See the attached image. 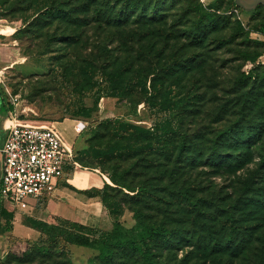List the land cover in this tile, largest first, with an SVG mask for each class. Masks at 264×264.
I'll use <instances>...</instances> for the list:
<instances>
[{
    "label": "rangeland",
    "instance_id": "rangeland-1",
    "mask_svg": "<svg viewBox=\"0 0 264 264\" xmlns=\"http://www.w3.org/2000/svg\"><path fill=\"white\" fill-rule=\"evenodd\" d=\"M18 1L0 0V43L4 46L0 50V91L11 106L10 115L26 124L46 126L66 116L75 117L70 112L77 99L78 67L84 60L90 61L96 56L98 52L90 50L95 49L97 38L107 41L109 30L97 27L88 17V25L83 28L87 47L81 52L79 47L62 43L56 25L31 33L26 26L37 13L33 8L25 10L27 3ZM60 1L67 6L73 3L79 6L81 2ZM150 4L151 12L160 8L168 10L165 21L152 28H130L146 37L136 47L144 49L147 41L155 43L156 52L147 55L141 52L143 57H139L134 69L153 70L158 91L147 102L139 91L128 97L100 98L90 118L76 115L86 126L73 146L77 164L89 165L106 176L131 168L119 182L132 187L140 184L146 192L139 189V195H134L135 192L125 189L106 188V200H114L113 211L108 213L102 206L99 211L91 210L96 212L95 216L79 219L104 230H110L116 220L129 228L135 222L134 212H140L146 221L163 223L186 235L195 233L194 242L188 246L171 248L153 244L151 249L157 264H264V213H255L243 203L264 184L259 168L264 155V4L250 10L243 9L235 0H150ZM193 4L216 16L215 29L208 27L207 36L199 46L191 45L180 34L183 24L189 28L197 22ZM79 16L87 22L84 13ZM166 40L169 45L166 52H161ZM244 53L258 54L256 62H248ZM116 55L122 61L128 56L126 52H113ZM95 59L97 64L102 62L99 56ZM164 68L169 70L161 85ZM250 68L255 78L242 83L240 73ZM151 76L146 83L149 91ZM166 89L169 91L164 95ZM166 97L171 102L179 101L174 111H169L171 102L163 103ZM84 103L91 106L93 100L86 97ZM169 114L177 130L170 136L168 151L161 153L156 145H144L150 140L145 134L136 133L133 139L128 135L117 138L105 123L119 120L152 131L159 117ZM62 125L66 126L65 137L72 140L73 121H64ZM254 126L262 129L261 136L246 151L245 140L240 139L242 130ZM228 128H233V133L224 139L219 137ZM93 134V148L88 150V138ZM182 139L189 148L178 155L175 146ZM129 142L132 148L119 147ZM109 148L113 150L98 153ZM213 154L228 156L222 167L215 164L220 159L212 161ZM77 164H70L66 172ZM184 192L195 201V206L188 204L182 196ZM50 195L33 200L23 211L8 208L11 219L0 221V264H90L87 261L91 258L94 264H142L136 255L125 251H117L111 263H103L94 258L93 250L72 245L56 246L55 253L49 257L37 256L28 250L29 244L39 242V235H23L14 226L32 216L29 212L42 211ZM226 210L245 219L239 222L248 228L241 254L237 257L204 255V244L195 240L206 238L204 243H212L210 236L220 239L222 236L216 230L220 225L215 227L214 221L205 222L209 228L203 230L205 227L195 224L193 219L203 222V212L216 216ZM41 214L46 216L47 211Z\"/></svg>",
    "mask_w": 264,
    "mask_h": 264
},
{
    "label": "trees",
    "instance_id": "trees-1",
    "mask_svg": "<svg viewBox=\"0 0 264 264\" xmlns=\"http://www.w3.org/2000/svg\"><path fill=\"white\" fill-rule=\"evenodd\" d=\"M18 3H27L25 10L33 8L34 13H37L26 26V28L32 30L31 33L35 31L40 33L44 29H49L53 25H56L55 29L60 30L58 37L62 43L65 46L71 45L74 48L79 47L81 52H83V48L87 47L88 39L83 35V31H85L83 28L88 25V17L92 18L97 27H104L109 30V34L106 36L107 41H100V38H97L96 45H94L95 49L90 50V52H98L96 56H99L102 62L97 64L96 56H94L90 61L84 60L83 65L81 64L78 67L79 71L77 73L80 79L75 86L77 89V99L74 104L75 107L70 112L72 116L79 118L76 115H82L86 119L90 118L102 97H128L134 94L135 91H139L145 95V101L147 102L154 96L155 91H158V87L155 85V78H153L155 76L153 70L152 72H146L144 68L141 70L140 68L137 70L134 69V64L136 62L138 63L139 57H143L141 52H145L146 55L156 52L154 51L155 43L147 41L144 49L143 47H136L142 38L146 37H142L135 28L132 29L130 26L152 28L156 24H162L165 21L166 11L168 10L163 11L160 8L158 11L151 12L150 0H81L80 4L78 3L79 6L77 4L74 6V3L67 6L60 0H19ZM192 10L197 15V22L189 28H186L185 24H183L180 34L191 45L199 46L207 36L208 27L211 26L213 30L215 29L216 16L210 12H205L199 4H193ZM79 13L86 15L87 22L84 19L80 20ZM112 30L115 31L113 32ZM167 37L169 40V36ZM168 40H166L165 48L161 52H166L169 45ZM81 42L83 44L79 46ZM114 43L115 46L113 47L112 45ZM113 52H126L128 56L122 61L119 56H113ZM244 57L248 62L254 64L258 54L244 53ZM168 70V68H164V72H162L163 81L161 85H163L167 77ZM150 75L152 76L150 78L149 91L146 83L147 77ZM255 75L253 68L242 71L240 73V81L247 83L254 79ZM168 91L166 89L164 95H167ZM86 97L92 98L93 103L91 106H87L84 103V98ZM171 101L166 97L163 103H170ZM178 102H171L172 106L169 108V111H174ZM105 123L110 125L109 132L117 138L128 135L130 139H133L136 133L145 134L150 140L145 141L144 145H148V143H151L152 147L156 145L158 153L168 151L170 136L177 130V127L173 126L171 114L162 116L161 118L159 117L152 131L145 130L142 127L127 122H119V120H107ZM261 132L262 129L259 126L242 130L240 139L241 141L245 140L244 150L250 151L251 147L260 139ZM232 133L233 128H228L221 132L219 137L224 139ZM93 137L94 134L88 138L90 139L87 145L88 150L93 148L91 144L94 139ZM119 147L132 148L133 145L129 142L128 145L120 144ZM175 148L177 149L178 155H182L188 150L189 146L182 139ZM112 150L113 148H109L103 152L98 151V153L102 154ZM227 158L228 156L226 154H213L211 157L212 161H219L220 159L221 162L215 163L220 167L227 161ZM81 166L92 168L89 165ZM259 168L264 178V155ZM130 169L126 168L118 174L107 176L114 186L105 183L100 189L92 188L88 190V195L90 197H98L103 207L108 213H111L113 211L114 200H106V188L125 189L129 192H135L134 195H139V189L142 193H145L146 190L140 184L132 187L130 184L123 183V181L119 182L120 179H123L130 173ZM70 171H72V168ZM259 187L262 188L252 192L253 195L248 197L243 203L247 208H252L255 213L257 211L264 213V184ZM101 194L104 195V199H101L103 197ZM182 196L191 207L196 205L195 201L187 195V192H184ZM9 207L14 209L9 200H0V221L2 219L7 222V220L11 219L12 215L7 211ZM201 215L205 221L200 222L195 218L193 219L194 223L201 224L205 227L203 230H207L209 227L204 223L207 222L210 224L214 221L215 227L220 225L219 229L216 230L222 236L220 239H214L210 236L209 241L212 243H204L206 238L198 237L195 241L205 245L202 247V253L204 255L214 254L219 256L228 254V257L239 256L243 249L245 234L248 232V228L242 227V225H239V222L245 221V219L231 210H226L216 216L205 212ZM133 217L135 222L132 227L128 228L116 220L113 222L110 230H104L96 226H90L52 215L48 217V219L54 220L51 223L47 222L48 219L44 220L35 216H27L23 221L26 225L39 232V242L29 244L28 250L30 249L31 252L34 251L35 255L41 257L53 255L56 246L61 245L64 247L72 245L93 250L95 252L94 258L103 263H111L113 258L117 256V251H125L136 255L142 264H157L155 255L151 249L153 244L159 243L173 248L175 246H188L189 242H194L193 237H195V233L193 235L190 233L186 235L183 231L171 229L163 223L146 221L140 212H134ZM68 251L67 249L66 253ZM87 262L94 264V259H88Z\"/></svg>",
    "mask_w": 264,
    "mask_h": 264
},
{
    "label": "built area",
    "instance_id": "built-area-1",
    "mask_svg": "<svg viewBox=\"0 0 264 264\" xmlns=\"http://www.w3.org/2000/svg\"><path fill=\"white\" fill-rule=\"evenodd\" d=\"M85 125L78 120L74 131L82 132ZM6 131L0 149V200L23 211L30 200L53 193L65 170L76 164L74 149L53 124H26L10 115Z\"/></svg>",
    "mask_w": 264,
    "mask_h": 264
},
{
    "label": "crops",
    "instance_id": "crops-1",
    "mask_svg": "<svg viewBox=\"0 0 264 264\" xmlns=\"http://www.w3.org/2000/svg\"><path fill=\"white\" fill-rule=\"evenodd\" d=\"M2 45L3 44L0 43V50L4 48V46ZM10 113H11V106L8 104L3 92L0 91V149L6 137V133H7L6 125ZM67 120L73 121L72 130L74 134L72 140H68L64 135L63 130H65L66 126L64 125L61 126V124ZM78 120L83 121L82 119L76 117L66 116L60 120L51 122V124H53L61 132L62 136L64 137L67 143L74 146L76 137L81 133V132L76 133L74 131V125ZM0 160H1V155H0ZM66 170L64 172V175L58 180L56 188L54 189L53 193L50 195V197H47V199L44 201V204L42 206V211L43 210L45 212L47 211L46 216H43L44 214H41L42 211L41 210L38 211L37 209H35L34 212H29V213L32 216L44 220L48 219V217L52 215V216L62 217L74 222L86 224V222L82 221V219L80 220L79 217L82 216L87 217L89 215L95 216L96 212L94 211L97 210L99 211L100 209H102L103 206L100 203V201L98 202L97 200L98 197H90L87 191L92 188L100 189L104 186L105 183L111 184V182L106 175L99 172L98 170L82 167L79 164L73 166L72 171L70 172L69 171L66 172ZM0 174H1V170H0ZM32 201L33 200H30V202ZM92 203H96L95 206ZM93 209L94 211L92 212L91 210ZM16 228L18 232L23 235L24 234L25 235L31 234L34 236L39 235L38 231L26 225L23 220L22 222L19 223L18 227L14 226V229Z\"/></svg>",
    "mask_w": 264,
    "mask_h": 264
},
{
    "label": "water",
    "instance_id": "water-1",
    "mask_svg": "<svg viewBox=\"0 0 264 264\" xmlns=\"http://www.w3.org/2000/svg\"><path fill=\"white\" fill-rule=\"evenodd\" d=\"M235 2L237 5L246 10L253 9L259 4H264V0H235Z\"/></svg>",
    "mask_w": 264,
    "mask_h": 264
}]
</instances>
